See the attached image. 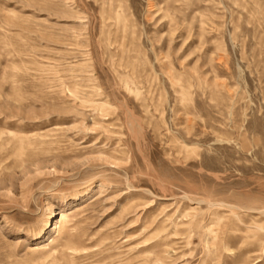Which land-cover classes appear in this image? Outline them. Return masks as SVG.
<instances>
[{"label":"rangeland","instance_id":"obj_1","mask_svg":"<svg viewBox=\"0 0 264 264\" xmlns=\"http://www.w3.org/2000/svg\"><path fill=\"white\" fill-rule=\"evenodd\" d=\"M0 264H264V0H0Z\"/></svg>","mask_w":264,"mask_h":264},{"label":"bare ground","instance_id":"obj_2","mask_svg":"<svg viewBox=\"0 0 264 264\" xmlns=\"http://www.w3.org/2000/svg\"><path fill=\"white\" fill-rule=\"evenodd\" d=\"M56 216L58 217V220H55V221H51L50 219H48V220H45L44 221V223H43V227H42V229H45V228H47V227H49V226H51L52 225V227L56 230V231H63L64 230V228H63V220L65 219V212L63 211V210H58L57 212H56ZM52 217H53V215H52ZM55 217V216H54ZM216 232V231H215ZM218 232V231H217ZM216 232V233H217ZM209 233L212 235L213 234V229H211V230H209ZM214 235V234H213ZM51 238V237H50ZM50 242L49 243H52V241H53V239L51 238L50 240H49ZM156 260H158V261H160L161 260V257L160 256H157L156 258H155Z\"/></svg>","mask_w":264,"mask_h":264}]
</instances>
